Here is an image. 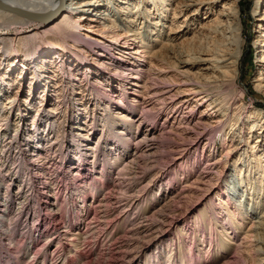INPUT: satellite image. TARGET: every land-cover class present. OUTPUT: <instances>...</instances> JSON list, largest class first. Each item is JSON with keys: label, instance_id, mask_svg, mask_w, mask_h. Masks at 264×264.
<instances>
[{"label": "bare ground", "instance_id": "obj_1", "mask_svg": "<svg viewBox=\"0 0 264 264\" xmlns=\"http://www.w3.org/2000/svg\"><path fill=\"white\" fill-rule=\"evenodd\" d=\"M0 2L18 7L21 12L0 6V101L3 96L8 100L7 104L4 103L6 104L4 108L0 109V136L8 128L10 129L12 124L16 125L12 135H15L19 128L23 130L27 125L28 127L30 125L34 137L28 141V145L30 149L36 150L37 154L41 155L44 154L43 149H45L39 146L42 142L40 140L41 133L45 132L46 126H49V132L53 133L57 139V142L54 143L55 146L60 148L61 137L75 136L79 145L75 150L77 156L81 157L76 161V166L79 164V169L76 168V170H83L88 167L85 156L91 149L95 155L99 150L96 147L101 148L106 145L104 150L101 149L102 152L106 151L111 156H115V154L123 156L129 151V136L143 131L135 138L134 151L126 159L127 167L125 172L121 173L122 176L118 181V185L125 186V191H123L125 197L116 196L115 192L108 191L100 199L101 202L97 203L100 207L99 213L95 217V221L87 222V228L79 226L81 213H84L87 208V204H84L87 199L82 197L84 202L82 205L76 201L67 205L72 214L77 213L80 217L77 215L76 218H71L72 222H65L61 215L62 212L56 207L57 204H60L57 196H54L51 201L35 183L36 175L45 171L44 166L40 165L42 159L38 161L36 168L33 165L32 167L28 166L27 160L25 161V153L21 150L22 147L17 145V140L13 141L16 145L13 152L20 155L17 160L20 164L15 165L18 168L15 170L18 172L15 171L10 175V181H8L10 183L7 185L9 187L17 184L20 179L19 172L25 173L28 179L23 180L26 183L19 184L21 191L17 194H11L10 187L6 186L3 196L0 184V250L5 243V237L1 235V229L4 228L3 219L5 215L7 216L14 200H19L20 205L15 217L23 214L25 209L26 219H22L21 224L30 226L32 235L36 230L46 235V232L48 230L50 232L51 227H54L60 236L55 232L54 236H48V238H57L59 244L65 243L63 239L69 232L74 236L69 238L71 242L74 241L69 242L70 245L79 247V243L89 238L90 234L96 232L100 235L102 228L104 230L101 235H106L105 232H109L112 227H121L124 221L128 220L130 209L143 203L142 200L145 198L146 191L136 193L135 187L137 185L144 186L146 190V187L150 186L153 181L160 180L162 182L166 177L162 175L160 177V174L166 170H161L156 165L157 159L160 158V147L163 144V137L161 138L163 130L161 129L165 130V125L162 124V128L157 130L153 123L154 120L160 115L167 116L168 112L180 110L182 114V119H180L184 122L178 121L177 126L172 124L173 127L170 128L173 133L182 135L184 138L182 144L176 145L177 141L172 146L173 158L171 162L172 164L176 162V165L181 164L190 153L197 150L205 139V135L211 134L217 127L220 128L219 131H222L221 128L231 125L230 131L233 130L232 133H237L234 131L238 130L234 120L235 116L237 122L243 123L242 125L245 122L249 124V133L244 131V126H240L242 130H239V144L243 143L247 148H250L246 154L250 153L254 156L251 160H247L245 156L242 160H232V157L227 161L230 166H234L233 175L238 181L234 180L233 182H238L243 191L241 196L245 195L244 200L248 199V201L242 203L241 197L240 199L234 198L230 195L231 193H224V196H221L218 190L216 191L218 200L215 201L214 197L210 202L216 203L219 212L225 211L228 216L227 224L222 222L220 225V236L234 233L233 235L236 237L244 220L249 219L250 213L259 209L258 219L251 220V225L246 231L247 235L238 244L232 240L230 244L243 252H248V255L252 250L264 253V149L261 150L264 146V110L259 109L253 102L248 103L246 92L239 86V92L232 97L229 96V92L226 95L222 92L224 88L232 85L237 86L241 77V61L246 42L242 0H0ZM28 13H45L51 19L44 21L34 18ZM115 14H119L120 20ZM253 16L256 24L254 43L257 47L258 57V72L253 81V89L264 96V0L255 1ZM15 85L16 91L13 93L11 89ZM68 88L77 94L78 99L76 98L77 100L75 99L73 103L76 101L82 103L85 100L86 90H89V95L95 96V103L91 108L85 107L84 110L87 114L93 111L92 118L85 125L88 127L80 124L84 123L82 121L84 115L78 110L75 111L72 119L67 121L74 132L73 135L66 133V110L63 106L61 107L62 102H60L61 98L64 99L67 95L68 90L66 91V89ZM249 92L251 91L249 90ZM9 93L10 95H8ZM55 95L60 100L56 103L53 102ZM17 99L19 101L16 104ZM137 106L141 109L138 117L133 114ZM201 106L205 107L196 116L197 107ZM28 109L30 112L27 113ZM13 120L21 121L17 123ZM21 122L23 124L24 122L30 123L22 126ZM143 127L146 129L143 130ZM254 135L257 139L255 143L251 144L250 139ZM92 138L96 140V147H94L95 142L89 143ZM227 139V137L223 139L226 151L222 152L215 160L209 159L208 166L210 168L202 170V173L193 181L184 182L185 186L179 191L172 192L171 198L168 200L179 199L182 201L195 197L198 190H202L206 184L209 185L213 179L210 173L216 171L222 163L226 164L224 156L229 157L240 148L237 145H228ZM231 139L233 140L234 137ZM5 141L10 143L12 140H7L4 137L2 143L4 144ZM87 145L91 147H87ZM207 145L208 142L204 144L203 150ZM214 145L215 141L213 147ZM49 147L51 148V145ZM70 148L72 147L65 151L69 164H71L72 158ZM169 153L171 154V152ZM10 160L0 159V164H7ZM27 166L32 170H30L31 173L28 171L29 169H26ZM69 166L66 165L71 169ZM252 168L253 174L248 175L247 172ZM3 174L1 175L3 176ZM96 175L86 170L84 180H80V183L86 182L87 179H93ZM130 180H133L135 185L130 186ZM3 181L4 184L7 183L4 177L0 183ZM124 182L126 184H123ZM27 183L30 188L35 190L29 192L25 188ZM214 190V186H211L205 197L210 196ZM154 196L156 197V195ZM114 198L117 199V202L112 205L110 202ZM29 202L36 207L27 208L30 207L28 206ZM172 203L173 201L171 206ZM109 204L113 207H109ZM169 206V201H165L157 207L155 205L152 212L143 217L141 223L139 221V225L126 231L121 230L117 235L119 239H116L117 236L112 239L113 242L105 250L106 254L110 256L109 264H118L127 257L133 249L132 247L151 234L155 224L153 218L163 215V221L167 220L166 210ZM45 207H49L50 211L45 210ZM113 209L117 210V214L108 218ZM215 218L218 222L219 218ZM50 219L55 220L53 226L49 223ZM74 222L78 223V228L73 229ZM5 225L7 226V224ZM61 228L64 229L61 230ZM116 232L118 233V231ZM122 232L125 233L122 234ZM32 235L31 242L35 238ZM219 239H211L209 243L212 247L209 251L210 255L221 252L219 249L222 248H213L217 242L222 244ZM253 240L256 241L257 246H252L253 242L249 244L250 246H245L246 242L250 243ZM163 242L164 239L161 238L158 244ZM5 255L0 254V264H11V260ZM260 256L262 257L259 258L261 262L264 260V254ZM128 257L130 256L128 255ZM139 258H132L133 264H140L141 258ZM155 258L157 261L160 256H151L147 260L150 259V262ZM171 258H173L172 254Z\"/></svg>", "mask_w": 264, "mask_h": 264}, {"label": "rangeland", "instance_id": "obj_2", "mask_svg": "<svg viewBox=\"0 0 264 264\" xmlns=\"http://www.w3.org/2000/svg\"><path fill=\"white\" fill-rule=\"evenodd\" d=\"M255 1L256 0H242V2H241L242 17H243L244 23H245L244 38L246 40L245 45H244V55H243V58L241 61V77L238 81L237 86H233V85L229 86L227 88H224V90L222 92L225 95L230 93L229 96L232 97V96H234V94H237L239 92V89H240L239 87H241L246 92L247 102L248 103L253 102L259 109L261 108L264 110V96H261L260 94H258L253 89V81H254L255 76L258 72V70H257L258 69L257 47H256V44L254 43V40L256 38V24H255V20H254V16H253V9L255 7ZM115 16H118L117 18L120 20L119 14H115ZM13 88L11 89V91L14 93L16 91V89H15L16 85ZM67 90H68V92H66ZM249 90L251 92L248 93ZM66 91L65 92L67 95L64 97L65 100L63 98H61L62 101H60L55 95L53 102L56 103V102H58V100L60 102H62L61 107L63 106L64 110H66V117H67V119L65 118L66 119L65 124L67 126L66 127L64 125L66 127L65 130H66V133H70L71 135H73L74 132L72 131V129L68 125L69 122L67 123V121H70L72 119V117L74 116L75 111L78 110L79 112H81L84 115L83 120H82L84 123H80V124L81 125L83 124L84 127H88L85 125L87 124V121L92 118L93 111H91L89 114H87L86 112H84V110H85V107L91 108L92 104L95 103L94 102L95 96L89 95L90 94L88 92L89 90H86L85 100L82 103H80L79 101H76V103H73L74 100L77 98V94L74 93L73 90L71 91L69 88L66 89ZM8 95H10V93ZM8 95H6V96H8ZM18 101H19V99H17L15 101V103L17 104ZM131 101H132V99H131ZM131 101L129 100V102H131ZM4 103L7 104L8 100L3 96V99H1V101H0V109L4 108V105H6ZM82 104H84V105H82ZM203 107H205V106L197 107V110L195 113L196 116H198L200 114V110ZM140 111H141L140 107L137 106L136 110L133 112V114L138 117L140 114ZM28 112H30L29 109L27 110V113ZM71 114H73V115L70 117ZM181 115L182 114H181L180 110H178L177 112H168L167 116L166 115H160L159 118L154 120L153 123L155 124V127L157 130L162 128V126H163L162 124L165 125V127H164L165 130L164 129H161L163 131L160 130L164 134V135L161 134V138L163 137L162 138L163 144L160 147L161 148L160 149V158L157 159L158 161H157L156 165L159 166L161 168V170H166V172H162L160 174V177H161V175L163 177L164 176H166V177H164V180L162 182H160V180L153 181L154 183L152 182L150 184V186L146 187V190L144 189V186L140 187L139 185H137L135 187V190L137 191L136 193H138V191H140V193H143V191L144 192L146 191L145 198H143V200H142L143 203L139 204L136 207L131 208L133 210L130 209V213H129L130 216H129V218H127L128 220L124 221V224L121 227H118V226H116L114 228L112 227V229H110L109 232H105L106 235L105 234L101 235L103 232L102 230H104L102 228L100 235H99V233H96V232L90 234V237H89L90 239L86 238L84 242L81 241L78 245L79 247H75V246L70 245L69 242H71V241L69 238H71V237L73 238L74 236L72 235L71 232H69L66 235L67 237H65V239H63L65 241V243L59 244V242H57V240H56L57 238L56 239L55 238H52V239L48 238V236H54L55 232L58 236H60L58 230L56 231L54 229V227H51V230H53V231L50 230V232H49V230H48L46 232V235L39 233L38 230H36L34 232V235H32V233H30V231H31L30 226H27V225L25 226V225L21 224L22 223L21 220L26 219L25 214H24L25 209H24L23 214L21 213V215H19V217H15L18 214V212H16V211L18 210V207L20 205L18 203L19 200H17V201L14 200L13 205L11 206L9 211L7 212V216L5 215L6 219L5 218L3 219L4 228L1 229V235L5 237L4 238L5 243H3L4 246L0 250V254H4V255L7 254L5 256L11 260V264H109L110 256L106 254L105 250H107V248L110 246V243L113 242L112 239H114L117 235H119V232H121V230L124 229V231H126L127 229L135 227V225L136 226L139 225L143 220L142 218L145 217L150 212H152V209L155 207V205L157 207L158 205L162 204L163 202L165 203V201H167V202L169 201L170 206H171V202L173 201L172 206L171 207L169 206L166 210V214L168 215L167 220L163 221L164 220L162 217L163 215L161 217L156 216L155 218H153V220H155L154 221L155 224L152 228L151 234L145 240H141L139 242V244L132 247L133 249L128 254L130 257H128V255H127V257L122 259L118 264H133L132 258L136 259L139 257L141 258V259L139 258L141 260V261L139 260L140 264H156V263H160V264H170V263L171 264L172 263L173 264H183L184 262L186 264H264V260L261 262L259 261V258H262L260 255H263L264 253H259V252L257 253V252H255V250H254V252L252 250L249 252V255H248V252H243L241 249L230 244L231 240L235 241L238 244L243 239V237L245 235H247L246 231L249 229V227L251 225V223H250L251 220L254 219L256 221L258 219L257 217L259 216V209L255 212L253 211L252 213H250L249 219L244 220V222H243L244 224L241 225V228H239L240 230H239L238 234H236L237 235L236 237L233 235L234 233H229L227 235L220 236V234H221L220 225L222 222H223V224H227V217L228 216L226 215V212L224 210L223 211L225 213L219 212L220 210H219L216 203L210 202V200H212V198H214V197H215V201L218 200L217 195H216V191H218V190L220 191L221 196H224V193H231L230 195L234 196V198L240 199V197H241L242 203H246V201H248V199L244 200L245 195L241 196L243 191L241 189V186L238 185V182L237 183L233 182L234 180L235 181H238V180H236L237 178L233 175L234 174V171H233L234 166H230L229 163H227V161H229L230 158H232V157H233L232 160H234V159H238V160L241 159L242 160V158L245 156H246L245 158L247 160H251L252 157L254 156V155H251L250 153L246 154L250 148H247L246 145H244L243 143L239 144L240 142H239L238 135H239L240 131L242 130V129H240L241 128L240 126H244V131L249 133V130H250L249 124L245 122V124L242 125L243 123L237 122V117L235 116L234 120L237 123L238 130H234V131H237V133L234 134V133H232L233 130L230 131L231 125H226L224 128H221V130L223 129L222 131H219L220 128L217 127L215 129V131H213L211 134L207 133L208 136L205 135V139L202 141L200 147L197 150H195L193 153H190V155L187 157V159L185 158L184 159L185 161L183 160L181 162V164L176 165V162L173 164L171 162V159L173 158V154L171 151L172 146L175 144L176 145L182 144L184 141V138H182L183 137L182 135H179V134L177 135L176 133H173L172 129H170V128L173 126H177L178 121L179 122L183 121V120H181L182 119ZM44 119L46 120V116ZM24 120L27 121L26 119H24ZM13 121L18 123L21 120H19V121L13 120ZM0 122H1V120H0ZM26 123H30V122H26ZM26 123L24 122V124H26ZM24 124H23V122H21L22 126ZM172 124H173V126H172ZM15 126L16 125L12 124L11 127H13V128H11V127H10V129L8 128V130L4 131L5 133L3 132V134L0 136V142L1 143L4 140V137L7 140L8 139L12 140L11 141L12 143L10 142L11 144L9 142H6V141L4 143L5 145L3 143L2 144L0 143V159H8V160L11 159L8 162L6 161L7 164L6 163L2 164V165L0 164V169H1L0 173L1 174L4 173L3 176L0 174V178H1L0 180H2V178L4 177L5 180L7 181L6 184H4V181H3V183H0L1 187L3 189V190H1L2 191L1 193H3V196L5 194L6 186L8 187L7 184L10 183V182H8V181H10V175L15 171L18 172L15 169H18L16 166L18 164H20V162L17 161L18 157L20 155L13 152L15 149L14 147H16L15 142L13 143V141H16V140H17V145L22 147L21 150H23L24 153L29 156L28 157L24 154V156L26 158L25 161L27 160L26 163L28 162V164H27L28 166L32 167V165H33L36 168V166H38V164H37L38 161H40L42 159L40 161L41 164L40 163L39 164L44 166L45 171L41 172L42 174L39 173L38 175H36L37 181L35 183H36L37 187L39 186L41 191H43L44 194H46V196L49 197V199L51 201L54 199V196L55 197L57 196L56 198L59 199L60 204H57L56 207H58L57 210L62 212L61 215L63 217V220H65V222L70 223L71 218H76V216L78 215L77 213L72 214L71 210L67 206V205H70V203L73 201L79 202L80 205H82V203H84L83 198L85 197V199H87V202H85L84 204L85 205L87 204L86 206L88 209L86 208V211L84 213H81L82 215H81L80 222H79V224H80L79 226H81L82 228H87V222L88 221H95V217L99 213L100 207H98V204L101 202L100 199L102 198V196H105L108 193V191L115 192L116 196L117 195L118 196L121 195L122 197L124 196L125 192H123V191H125V186L121 185L122 186L121 187L120 185H118V181H119V178L122 176L123 172H125L124 170L127 167V165H125L126 159L128 157H130L134 151V145L133 144L135 142V138L137 136H139L140 134H142L143 131H141L140 133L137 131L138 133L136 135L131 134L132 136L131 135L129 136V138H130L129 139V145L130 146L128 149L129 151H127L128 153L126 152L123 156L116 155V154H115V156H111V154L108 155V153L106 151L102 152V150H104V148H105L104 146H106V145H104L101 148H99V147L97 148L96 147L97 143L95 142L96 140H94L93 138L95 137V135L96 136H98V135L95 134L89 143L95 142L94 147H96V149H99V150L97 151V153H95V155L93 154V152H91L92 149L87 152V155L85 156V159L87 161L86 164L88 166L87 169L76 170V168H78V165H79V164H77V166H76V163H77L76 161H78L79 158L81 159V157H79V155L77 156V152L75 150L79 146L78 141H77L75 136H73V137L71 136L68 138V137H65L66 136L65 135L64 136L65 138L61 137L59 140L60 144H61V148H60L58 146H55L54 143L57 142L56 141L57 139L55 136H53V133L49 132V130H48L49 126L48 127L46 126L45 132L41 133V139L40 140L42 142L40 143L39 146L41 148L42 147L45 148V149H43L44 154L41 155V154H37L36 150L30 149V147L28 145V141H31L32 140L31 138L34 137V134L32 133V131L30 129L31 128L30 125H29V127L27 125L26 128L23 130L21 128H19V130L16 132V134L12 135V131L15 132L13 130L15 128ZM50 128L52 129V127H50ZM144 129H146V127H143V130ZM9 130H11V131H9ZM82 131H86V130H82ZM229 131H230V133H229ZM8 132H10V133H8ZM49 135H51V137H48ZM225 137L228 138L227 139L228 145H237V146H240V148L237 149L236 151H234L229 157L224 156V161L226 162L225 165L222 163L216 171H214V172L211 171L212 173H210V176H212L213 179L209 183V185L206 184L203 186L202 190H198L196 192V195H194L195 197H191V198H188V199H185L182 201L179 199L168 200L171 198L172 192L174 193L176 191H179L185 186L186 183H184V182H186L188 180L193 181V179L195 177L199 176L202 173V170H206V169L210 168L208 166L209 165L208 164L209 159L215 160L222 152L226 151V149L224 148V144H223V139ZM231 137H234V139L232 140ZM212 138H214V140H212ZM252 138L250 139L251 144L255 143L257 137H256V135H254V137H252ZM52 139H54V140H52ZM180 140H182V141H180ZM35 141H36V139H35ZM177 141L178 142L180 141V142L178 143ZM214 141H215V145L213 147ZM175 142H177V143H175ZM206 142H208V145L203 150L204 144ZM26 145H27V147H26ZM44 145H46V146L44 147ZM50 145H51V148L49 147ZM68 146L72 147V148H70L71 149L70 152H72L71 164H69L68 159L66 160V157L68 155H66L67 153H65V151H66V149L69 148ZM87 147H91V146L87 145ZM59 149H60V151H59ZM262 149H264V146L261 148V150ZM6 151H8V152H6ZM169 152H171V154ZM9 154H11V155H9ZM37 155H39V156H37ZM93 156H95V157H93ZM33 158H36L37 160L33 159ZM99 161H100V163H99ZM9 162H10V164H9ZM34 164H36V165H34ZM66 165H70L69 167L71 169L67 168ZM19 166L21 167V165H19ZM73 166H75V167H73ZM181 166H183V167L181 168ZM2 167H3V170H2ZM176 167H178V168H176ZM244 167H246V166H244ZM185 168H186V170H185ZM26 169L27 170L29 169L28 170L29 172L31 170L29 167ZM86 170L88 172L93 173L94 175L95 174H97V175L93 179H87L86 178L87 179L86 182L80 183V180H84V173ZM6 172L9 174H7ZM253 172L254 171L252 168V170L249 169V172H247V173H248V175H251V174H253ZM181 173H183V174H181ZM81 174H83V175L81 176ZM19 175H20V179H19V181H17V184H15L13 186L12 185L9 186L11 194L20 193V191H21L20 187L21 186L19 187V184H21V182L23 184L25 182L23 180L28 179L27 175L23 172L22 173L19 172ZM100 175H102V176H100ZM153 176H154V174H153ZM248 177H250V176H248ZM129 182H130V186L132 184L135 185V182L133 180L132 181L130 180ZM79 184L80 185L82 184V185L80 186ZM123 184H126V183L124 182ZM26 185L27 186H25V188L28 189L29 192H32L30 190H33V191L35 190L34 188H30V185L28 183ZM43 186H44V188H43ZM211 186H214V188H215L214 192L210 196L205 197V194L208 193L207 191H209ZM119 187H121V188H119ZM72 189H73V192H72ZM118 192H121V193H118ZM51 193H52V195H51ZM154 195H156V197ZM35 199H36V197H35ZM153 199H155V200H153ZM263 200H264V198H263ZM1 201L3 202V200H1ZM112 201L110 202V204H112V203L116 204L117 199L114 198V200L112 199ZM207 203L209 206L205 205ZM213 204H215V205H213ZM62 205H64L65 207L64 208L61 207ZM112 205H110L109 207L112 208L113 207ZM28 206H30V207H27L29 209H33L36 207V206H32L31 202H29ZM142 207H145V208H142ZM146 208H148V209H146ZM45 210L50 211L49 207H45ZM110 214H109L110 216L108 218H111L115 214H117V210L113 209L112 212H110ZM215 217L219 218L218 222H216ZM165 218H166V216H165ZM50 220L51 221H49V223L51 226H53V223L55 222V220H53V219H50ZM139 221H140V223H139ZM172 222H174V223H172ZM170 223H172V225H170ZM217 223H219V224H217ZM5 224H7V226ZM73 224H74V226H72V227H73V229H75L78 226V223L74 222ZM63 225H62V227H63ZM60 226H59V230H60ZM222 228H224V227H222ZM14 229H15L16 233L13 232ZM62 229H64V228H61V230ZM116 231H118V233ZM230 232H231V230H230ZM123 233H125V232H122V234ZM201 233L203 236L201 235ZM30 234L32 236H35V238L33 239L32 242H31V235ZM113 235H114V237H113ZM217 237L220 238L219 241H221L222 244L217 242V244L215 246H213V248L214 247H215V249L222 248V249H219V250H221V252H219V254L216 253L215 255H212V253H211V255H210L209 251L211 250L212 247H210L209 243L211 242V239L212 240H214V238L218 239ZM161 238L164 239V242L162 244H158V241ZM116 239H119L118 236L116 237ZM30 242H31V244H30ZM72 242H74V241H72ZM252 242L254 243V245L252 244ZM249 244H252V246H257L256 241L254 242V240L250 241V243L246 242L245 246H247V245L250 246ZM28 245H30V247H27ZM55 250H57V251H55ZM57 252H58V254H57ZM242 252H243V254H242ZM171 254H172L173 258H171ZM245 254H246V257H244ZM155 255L160 256L159 259L157 258V261H156V258L154 259L155 261L152 260L149 262L150 259L147 260V258H150L151 256H155Z\"/></svg>", "mask_w": 264, "mask_h": 264}, {"label": "water", "instance_id": "obj_3", "mask_svg": "<svg viewBox=\"0 0 264 264\" xmlns=\"http://www.w3.org/2000/svg\"><path fill=\"white\" fill-rule=\"evenodd\" d=\"M0 6H4L6 8H9V9H12L14 11H17V12H20V9L18 7H15V6H12V5H9V4H3L0 2ZM21 13V12H20ZM24 13H27V12H24ZM30 16L34 17V18H37V19H41V20H50L51 17L49 18V16H47V14L45 13H28Z\"/></svg>", "mask_w": 264, "mask_h": 264}]
</instances>
